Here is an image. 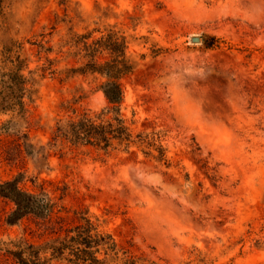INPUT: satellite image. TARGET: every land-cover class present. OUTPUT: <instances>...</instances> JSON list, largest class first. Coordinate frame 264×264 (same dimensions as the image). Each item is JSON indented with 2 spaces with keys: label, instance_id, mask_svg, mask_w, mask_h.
Wrapping results in <instances>:
<instances>
[{
  "label": "rangeland",
  "instance_id": "374dc122",
  "mask_svg": "<svg viewBox=\"0 0 264 264\" xmlns=\"http://www.w3.org/2000/svg\"><path fill=\"white\" fill-rule=\"evenodd\" d=\"M114 24L136 61L122 113L134 131H161L169 167L50 144L72 109L106 104L99 76L67 75L81 59L65 41ZM204 35L219 45L205 48ZM9 41L21 44L35 93L0 132V180L55 206L11 224L14 204L0 196V264H15L5 251L14 242L43 246L82 216L158 264H264V0H3L0 50ZM10 118L0 114V126Z\"/></svg>",
  "mask_w": 264,
  "mask_h": 264
},
{
  "label": "trees",
  "instance_id": "16d2710c",
  "mask_svg": "<svg viewBox=\"0 0 264 264\" xmlns=\"http://www.w3.org/2000/svg\"><path fill=\"white\" fill-rule=\"evenodd\" d=\"M2 2L0 0V14ZM96 31L99 35L94 37ZM202 42L205 48L210 49L217 47L220 39L214 35H204ZM65 44L72 49L73 55L81 59L79 66L65 69L67 75L99 76L102 81L97 88L102 92L106 104L98 111L72 109V115L57 120L50 144H68L74 149L87 147L104 155L122 151L136 156L140 152L145 158L169 167L171 163L162 144L161 131H134L121 110L123 79L136 66L128 51L127 36L114 24L107 25L101 31L93 29L73 33ZM21 50V44L12 41L4 43L0 50V114L11 115L0 126V132L14 125L12 119L25 118L27 100L31 101L35 93L29 86L32 77L24 73L27 60ZM0 196L14 204L7 217L11 224L28 214L48 217L55 206L43 191L35 193L21 188L17 178L0 180ZM80 219L79 223L66 230L62 238H55L43 246L19 240L12 244V248L6 247L5 251L15 264H48L52 258L63 259L69 264H158L119 247L109 233L98 230L88 217L82 216ZM47 251L50 252L49 257L44 255Z\"/></svg>",
  "mask_w": 264,
  "mask_h": 264
},
{
  "label": "water",
  "instance_id": "95a60500",
  "mask_svg": "<svg viewBox=\"0 0 264 264\" xmlns=\"http://www.w3.org/2000/svg\"><path fill=\"white\" fill-rule=\"evenodd\" d=\"M191 41L192 42H199L200 41V37L199 36H192L191 37Z\"/></svg>",
  "mask_w": 264,
  "mask_h": 264
}]
</instances>
